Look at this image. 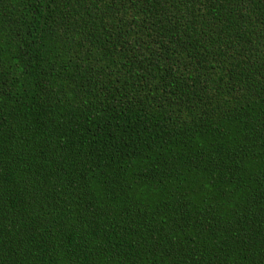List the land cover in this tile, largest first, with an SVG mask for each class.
Segmentation results:
<instances>
[{"label": "trees", "instance_id": "obj_1", "mask_svg": "<svg viewBox=\"0 0 264 264\" xmlns=\"http://www.w3.org/2000/svg\"><path fill=\"white\" fill-rule=\"evenodd\" d=\"M0 264H264V0H0Z\"/></svg>", "mask_w": 264, "mask_h": 264}]
</instances>
